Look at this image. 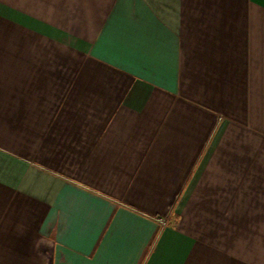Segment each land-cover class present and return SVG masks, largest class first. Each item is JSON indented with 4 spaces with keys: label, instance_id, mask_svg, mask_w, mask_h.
<instances>
[{
    "label": "crops",
    "instance_id": "obj_1",
    "mask_svg": "<svg viewBox=\"0 0 264 264\" xmlns=\"http://www.w3.org/2000/svg\"><path fill=\"white\" fill-rule=\"evenodd\" d=\"M0 264H264V0H0Z\"/></svg>",
    "mask_w": 264,
    "mask_h": 264
}]
</instances>
